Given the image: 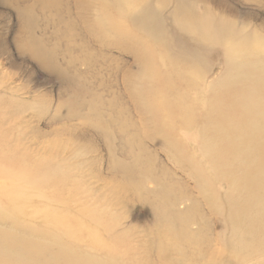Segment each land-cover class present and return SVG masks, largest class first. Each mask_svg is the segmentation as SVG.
<instances>
[{"label": "rangeland", "instance_id": "374dc122", "mask_svg": "<svg viewBox=\"0 0 264 264\" xmlns=\"http://www.w3.org/2000/svg\"><path fill=\"white\" fill-rule=\"evenodd\" d=\"M263 47L264 0H0V264L263 255L256 223L252 256L233 238L249 210L231 198L256 181L237 187L254 167L234 155L264 100V76L241 65ZM45 240L76 254L18 260Z\"/></svg>", "mask_w": 264, "mask_h": 264}, {"label": "bare ground", "instance_id": "6f19581e", "mask_svg": "<svg viewBox=\"0 0 264 264\" xmlns=\"http://www.w3.org/2000/svg\"><path fill=\"white\" fill-rule=\"evenodd\" d=\"M147 22H148V20H146V23ZM249 56H250V54H249ZM252 56H253V59L256 61L255 63L251 62V63H248L249 65L248 64L241 65L243 67V69L245 68L243 71L244 73L242 75V78L246 77L247 72H252L254 76L260 77V78H262V76H264V47L254 49ZM241 58L242 57L240 56V59ZM223 83H225V82H223ZM207 89L209 90V88H207ZM205 94H207V93H205ZM261 103L262 104L260 105L259 108L256 106V108H258V109L255 111L254 116L253 117L251 116L252 119L249 122V126L244 129L245 131L243 130L242 135H240V137H239V143L245 144V147H241L240 149H238L234 155V160L236 161V163L238 162L239 166H243L244 168H246V167H248L247 165L249 163H251L254 167V168L248 167V170H246L243 175L238 177L242 182H240V183L238 182L237 187L238 188L242 187V190L245 191L246 189L250 188L249 186L246 185V181L248 180L249 177L253 178V180L256 179V181L253 183L254 185L253 184L251 185V188H250L251 191H250L249 195H247L243 200L239 199L240 196H238L236 188H235L234 193L231 194V198L233 200H235L234 201L235 204L240 209H242L243 212L246 213L249 210V216H247L248 222H244L243 227L234 226L232 228V235H233V238H235V241L243 249L249 250V254L251 256L253 253H256L257 251H259L262 247V242L257 239L256 235L254 234V231L256 232L259 228H261V231H264V100H262ZM249 104H250V102H244L243 103L244 109H247L249 107L248 106ZM248 117H249V115H248ZM246 119H248V118H246ZM225 121H226V119L222 123H220L219 126L217 125L218 128L215 132H218V134H221L223 132H226L227 127H233L231 122L224 123ZM189 123H190V121H189ZM195 124H194V126H195ZM237 125H240V126L245 125V122L243 121V116H241V117L239 116L238 122L235 123V127ZM240 126H237V127L239 128ZM211 132L212 131L210 130V133ZM198 133H199V131H198ZM247 133H251V135L254 136L253 137L254 140L247 141L248 140L246 138ZM195 134L197 137V132ZM193 138H195V137H193ZM250 139H251V137H250ZM198 142H199V140H198ZM234 142H235V140H234ZM247 143L253 144L254 147L253 146L248 147ZM198 144H197V146H198ZM200 144H201V142H200ZM201 148H202V146L199 149H201ZM202 149H204V148H202ZM202 149H201V151H202ZM218 153H220L219 150H218ZM201 154H204V153H201ZM204 156H206V155H204ZM202 157H203V155H202ZM217 158H218V155L215 157V159H217ZM235 161H233V162L235 163ZM225 169L226 170H224L222 176L223 177H230V176L232 177L233 171L230 172L232 169L231 166L225 167ZM0 214H1V212H0ZM255 223H256V226H259V228L254 226ZM2 242L10 244L11 239L7 238V239H5V241H2ZM38 246H42L43 248L57 246L58 248H60L62 250L67 249L68 250L67 255L69 257L70 256L73 257L76 254V251L70 245H67L64 243H59L56 241H53L51 243H47L45 240L43 245L42 244L37 245V246L31 245L28 247L19 246L18 260L19 261L24 260L26 258V254H27L29 258L36 259V261L38 260L39 257H42V258H44L43 263H45L46 259H48V258L46 256V254L44 253V251H41V249H40L41 247H38ZM0 247L5 249V250L8 249L6 244L4 245V243H1V242H0ZM41 252H42V254H40ZM247 253L248 252H246V254ZM52 258H54V257H52ZM92 259L94 260L95 258L93 257ZM248 262H246V263H248ZM59 264H61V263H59ZM94 264H98V263L96 261H94ZM249 264H264V254L261 256H258V257L257 256L254 257L253 260L249 262Z\"/></svg>", "mask_w": 264, "mask_h": 264}]
</instances>
